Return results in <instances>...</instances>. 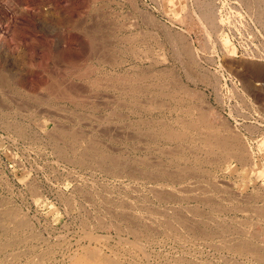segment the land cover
<instances>
[{"label":"rangeland","instance_id":"1","mask_svg":"<svg viewBox=\"0 0 264 264\" xmlns=\"http://www.w3.org/2000/svg\"><path fill=\"white\" fill-rule=\"evenodd\" d=\"M208 133L234 135L244 159L207 148ZM159 210L172 229L149 218ZM89 251L264 264V0H0V264Z\"/></svg>","mask_w":264,"mask_h":264},{"label":"bare ground","instance_id":"2","mask_svg":"<svg viewBox=\"0 0 264 264\" xmlns=\"http://www.w3.org/2000/svg\"><path fill=\"white\" fill-rule=\"evenodd\" d=\"M161 2V1H160ZM196 5V4H195ZM207 5V4H206ZM255 5V4H254ZM203 7V6H202ZM204 8V7H203ZM211 6L208 4V6H206L203 10H202V15H203V17H204V19L206 18V19H208V20H211L210 22H214L215 20H214V18L213 17H216L215 15H212V11H211ZM258 9V8H257ZM261 11V10H260ZM212 12V13H211ZM201 13V12H200ZM259 13V12H258ZM143 14V13H142ZM145 15V14H144ZM182 17V16H181ZM213 20V21H212ZM179 22V21H178ZM216 23V22H215ZM213 24V23H212ZM217 26V25H216ZM182 36V35H181ZM121 37V36H120ZM119 37V38H120ZM134 38V37H133ZM128 42V41H127ZM171 45V44H170ZM114 49V48H113ZM126 49V48H125ZM136 49V48H135ZM208 49V48H207ZM119 51V50H118ZM143 51V50H142ZM107 52V51H106ZM132 52H134V51H132ZM145 52V51H144ZM92 53V52H91ZM124 53V52H123ZM134 54V53H133ZM132 54V55H133ZM136 54V53H135ZM134 54V55H135ZM110 55V54H109ZM138 56V55H137ZM155 56V55H154ZM147 57V56H146ZM109 58V57H108ZM138 58V57H137ZM107 59V58H106ZM147 59V58H146ZM145 59V60H146ZM151 59V58H150ZM134 60H135V58H134ZM193 60V59H192ZM140 62V61H139ZM117 63V62H116ZM121 63V62H120ZM74 68V67H73ZM137 68V67H136ZM87 69V68H86ZM160 69H164V68H160ZM90 70V69H89ZM145 70V69H144ZM193 70V69H192ZM87 72V71H86ZM145 73V72H144ZM149 73V72H148ZM154 73H155V71H154ZM169 73V72H168ZM187 73V72H186ZM116 74V73H115ZM152 73H150L149 74V76L151 75ZM78 75V74H77ZM143 74H141L140 76H142ZM157 75V74H156ZM186 75V74H185ZM2 76V75H1ZM143 76H145V75H143ZM177 76V75H176ZM187 77V76H186ZM6 78V77H5ZM117 78V77H116ZM142 78V77H141ZM100 79V78H99ZM111 79V78H110ZM136 79V78H135ZM9 80V79H8ZM5 81V83L7 82L6 80H4ZM124 81V80H123ZM160 81V80H159ZM10 82V81H9ZM99 83V82H98ZM109 83V82H108ZM107 83V84H108ZM112 83V82H111ZM156 83V82H155ZM4 84V83H3ZM59 84V83H58ZM105 84V83H104ZM103 84V85H104ZM150 84V83H149ZM93 85H94V83H93ZM138 85V84H137ZM160 85H162V84H160ZM142 86V85H141ZM152 86H153V84H152ZM157 86V85H156ZM188 87V86H187ZM70 88V87H69ZM135 88V87H134ZM162 88H165V85H164V87H162ZM180 88V87H179ZM12 89V88H11ZM129 89V88H128ZM189 89H191V88H189ZM134 90V89H133ZM49 91V90H48ZM61 91V90H60ZM78 91V90H77ZM67 92V91H66ZM160 93H161V91H159ZM54 93V92H53ZM183 93V92H182ZM173 94H175V93H173ZM32 95V94H31ZM167 95V94H166ZM171 95V94H170ZM68 96V95H67ZM169 96V95H168ZM79 97V96H78ZM105 97V96H104ZM149 99V98H148ZM147 99V100H148ZM34 100H35V98H34ZM67 100V99H66ZM113 100H115V99H113ZM122 100V99H121ZM120 100V101H121ZM36 101H39V99L38 100H36ZM159 102V101H158ZM123 103V102H122ZM125 103V102H124ZM119 104H120V102H119ZM168 104V103H167ZM82 105V104H81ZM146 105V104H145ZM48 106V105H47ZM85 106V105H84ZM77 107V106H76ZM154 108V107H153ZM181 108V107H180ZM199 108V107H198ZM206 108V107H205ZM184 109V108H183ZM71 110V109H70ZM174 110V109H173ZM114 111V110H113ZM123 111V110H122ZM143 111V110H142ZM147 111V110H146ZM189 112H190V110H188ZM186 112V111H185ZM112 113H114V112H112ZM9 114V113H8ZM89 114V113H88ZM87 114V115H88ZM114 114H116L117 115V113H114ZM204 114V113H203ZM207 114V113H206ZM103 115V114H102ZM205 115V114H204ZM208 115V114H207ZM32 116V115H31ZM92 116V115H91ZM96 116V115H95ZM111 116V115H110ZM110 116H109V118H110ZM126 116H128V115H126ZM125 116V117H126ZM148 116V115H147ZM156 116V115H155ZM199 116H201V115H199ZM205 117V116H204ZM68 118H69V116H68ZM198 116H197V119H196V122L197 121H199L198 120ZM153 119V118H152ZM157 119V118H156ZM59 120V119H58ZM75 120V119H74ZM110 120V119H109ZM133 120V119H132ZM154 120V119H153ZM152 120V121H153ZM177 120V119H176ZM180 120V119H179ZM178 120V121H179ZM185 119L183 118V121H184ZM187 120V119H186ZM185 120V121H186ZM193 120H195V119H193ZM201 120H204L203 118L201 119ZM146 121V120H145ZM149 121V120H148ZM184 121V122H185ZM75 122V121H74ZM80 122V121H79ZM84 122H86V121H84ZM142 122V121H141ZM159 122V121H158ZM180 122H181V120H180ZM188 122V121H187ZM204 122V121H203ZM39 123V122H38ZM144 123V122H143ZM164 123V122H163ZM176 123V122H175ZM190 123H192V122H190ZM221 123V122H220ZM10 124V123H9ZM41 124V123H40ZM61 124V123H60ZM106 124V123H105ZM104 124V125H105ZM128 124V123H127ZM165 124V123H164ZM186 124V123H185ZM198 124V123H197ZM202 125L201 126H203V125H205V124H203V123H201ZM58 125V124H57ZM97 125V124H96ZM95 125V126H96ZM188 125V124H187ZM187 125H185L186 126V128H188L187 127ZM189 125H191V124H189ZM192 125H193V123H192ZM191 125V127L193 128L194 127V125L192 126ZM199 125V124H198ZM197 125V126H198ZM123 126V125H122ZM200 126V125H199ZM73 127V126H72ZM98 127V126H97ZM190 127V128H191ZM207 127V126H206ZM19 128V127H18ZM99 128V127H98ZM122 128V127H121ZM173 128V127H172ZM191 128V129H192ZM195 128V127H194ZM208 128V127H207ZM206 128V129H207ZM212 128V127H211ZM63 129V128H62ZM84 129V128H83ZM107 129V128H106ZM157 129V128H156ZM167 129V128H166ZM189 129V128H188ZM202 128H200V132L203 130V129H205V128H203L202 130H201ZM195 130H197V128L195 129ZM25 131V130H24ZM158 131V130H157ZM204 131V130H203ZM208 131H211V130H207V132ZM63 134H61V136H64V138L66 139V137H68V139H76V135L74 134V130H73V133H71V132H69V131H66V130H62L61 131ZM82 132V131H81ZM141 132V131H140ZM159 132H160V134H161V136L163 135V137H165V138H168V139H170V140H175V139H181L182 137H185V133L186 132H184L183 130L181 131V130H175V129H170V130H159ZM193 132V131H192ZM195 132V131H194ZM196 132H198V131H196ZM213 132V131H212ZM202 133H204V132H202ZM59 134V133H58ZM137 134V133H136ZM192 134V133H191ZM213 134V133H212ZM51 135V134H50ZM78 135V134H77ZM149 135V134H148ZM194 135V134H193ZM25 136V135H24ZM30 136V135H29ZM83 136V135H82ZM103 136V135H102ZM132 136V135H131ZM134 136V135H133ZM132 136V137H133ZM150 136V135H149ZM160 136V135H159ZM199 137L200 136V133H199V135L197 134L196 135V137ZM236 136V135H235ZM210 137H212V138H210ZM231 137H233V138H229L227 135H226V137L225 136H222L221 135V138L218 136V135H213V136H211L209 133H208V135L206 136V134L204 135V134H202L201 135V137L200 138H202V139H205V141H206V143H208V142H210V143H212L211 141L212 140H214V142H216V143H214V144H211V145H209L210 143H208L207 145H205V146H207V148L209 147V149L211 150H213V149H215V148H219V149H223V148H227L228 150H229V152H231V154L234 156V157H237V158H239V159H244V157H245V153H244V151H243V148H241L240 147V144H239V141H237V138L236 137H234V135L233 136H231ZM56 138V137H55ZM63 138V139H64ZM135 138V137H134ZM194 138H195V135H194ZM58 139V138H57ZM62 139V140H63ZM78 139V138H77ZM92 139V138H91ZM111 139V138H110ZM113 139V138H112ZM184 139V138H183ZM96 140H97V138H96ZM156 140V139H155ZM50 141V140H49ZM111 141V140H110ZM204 141V140H203ZM63 142H64V140H63ZM104 142V141H103ZM122 142V141H121ZM165 142V141H164ZM181 142V141H180ZM58 143V142H57ZM66 143V142H65ZM64 143V144H65ZM76 143V142H75ZM81 143V142H80ZM79 144V143H78ZM175 144V143H174ZM184 144V143H183ZM195 144V143H194ZM205 144V143H204ZM52 145V144H51ZM58 145V144H57ZM71 145V144H70ZM89 149L91 150V151H97L98 150V146H92V144H90L89 143ZM93 145H94V143H93ZM127 145V144H126ZM177 145H178V143H177ZM216 145H218V146H216ZM169 146V145H168ZM176 146V145H175ZM184 146V145H183ZM187 146V145H186ZM190 146V145H189ZM195 146H196V144H195ZM197 146H198V144H197ZM58 147V146H57ZM142 147V146H141ZM188 147V146H187ZM202 147V146H201ZM62 147H60V149H61ZM66 148V147H65ZM87 148V147H86ZM174 148H176V147H174ZM110 149V148H109ZM150 149V148H149ZM171 149V148H170ZM177 149V148H176ZM190 149V148H189ZM192 149V148H191ZM195 149H196V147H195ZM195 149H193V150H195ZM59 150V149H58ZM62 150V149H61ZM76 150V149H75ZM112 150V149H111ZM115 150H117V149H115ZM161 150V149H160ZM163 150V149H162ZM169 150V149H168ZM173 150V149H172ZM178 150V149H177ZM182 150V149H181ZM248 150V149H247ZM99 152H95V153H92V154H90V155H87V156H94V157H97V158H99L97 161H100L99 162V164L101 165V166H106L105 168H107V164H112V163H114V164H117L118 162H117V160H116V158H114L113 156L111 157V155L109 156V155H107L106 153H104L103 151H100V150H98ZM108 151V150H107ZM157 151V150H156ZM171 151V150H170ZM197 151V150H196ZM246 151V150H245ZM251 151V150H250ZM61 152V151H60ZM84 153H85V151H83ZM83 152L81 153V154H83ZM87 152V151H86ZM123 152V151H122ZM176 152V151H175ZM179 152V151H178ZM181 152V151H180ZM193 152V151H192ZM206 152V151H205ZM64 153H67V152H64ZM194 153V152H193ZM80 154V155H81ZM88 154H89V152H88ZM174 154V153H173ZM182 155H184V154H182ZM181 155V156H182ZM186 155V154H185ZM249 155V154H248ZM247 155V156H248ZM61 156V155H60ZM84 156V159H85V155H83ZM150 156H152V155H150ZM189 156V155H188ZM62 157V156H61ZM82 157V156H81ZM184 157V156H183ZM195 157H196V155H195ZM194 157V158H195ZM66 158V157H65ZM68 158V157H67ZM139 158V157H138ZM188 158V157H187ZM187 158H186V161H187ZM79 158H77V160H78ZM143 159V158H142ZM145 159V158H144ZM152 158H150V160H151ZM66 160V159H65ZM69 160H71V159H69ZM81 160V159H80ZM173 160V159H172ZM181 160V159H180ZM189 160V159H188ZM73 161H74V159H73ZM145 161V160H144ZM144 161L142 160V162L144 163ZM149 161V160H148ZM161 161V160H160ZM171 161V160H170ZM199 161V160H198ZM210 161V160H209ZM80 162V161H79ZM141 162V163H142ZM146 163V162H145ZM144 163V164H145ZM148 163H150V161L148 162ZM147 163V164H148ZM178 163V162H177ZM83 164V163H82ZM87 164V163H86ZM85 164V165H86ZM114 164H112V167L113 166H117V165H114ZM119 164V163H118ZM154 164V163H153ZM88 165V164H87ZM121 165H122V163H121ZM92 166V165H91ZM123 166V165H122ZM186 166V165H185ZM184 166V167H185ZM131 167V166H130ZM195 167V166H194ZM126 168V167H125ZM179 168V167H178ZM182 168V169H181ZM108 169H110V166H109V168ZM152 169V168H151ZM180 169L181 170H183L184 171V174H186L185 172H188V170H187V168L185 167V168H183V167H180ZM189 169V168H188ZM190 169H192L191 167H190ZM189 169V170H190ZM159 170V169H158ZM165 170V169H164ZM175 170V169H174ZM107 171V170H106ZM122 171V170H121ZM120 171V172H121ZM166 171V170H165ZM104 172V171H103ZM118 172V171H117ZM116 172V173H117ZM140 172V171H139ZM142 172V171H141ZM157 172H159V171H157ZM193 172V171H192ZM127 173V172H126ZM163 173V172H162ZM181 173V172H180ZM191 173V172H190ZM195 173V172H194ZM172 174V173H171ZM209 174V173H208ZM118 175H119V173H118ZM147 175V174H146ZM150 175V174H149ZM181 175V174H180ZM183 175V174H182ZM189 176H190V174H188ZM198 175V174H197ZM124 176V175H123ZM157 176V175H156ZM171 176V175H170ZM179 176V175H178ZM184 176V175H183ZM127 177V176H126ZM148 177V176H147ZM146 177V178H147ZM151 178V177H150ZM149 178V179H150ZM156 178V177H155ZM159 178V177H158ZM171 178V177H170ZM152 179V178H151ZM162 179H165V178H163L162 177ZM169 179V178H168ZM184 179V178H183ZM209 179V178H208ZM141 180V179H140ZM158 180V179H157ZM172 180V179H171ZM182 180V179H181ZM177 181V180H176ZM179 181V180H178ZM191 181V180H190ZM214 181V180H213ZM214 183V182H213ZM162 184H164V183H162ZM189 184V183H188ZM216 184V183H215ZM224 184H225V182H224ZM97 185V184H96ZM165 185V184H164ZM231 185V184H230ZM158 186H159V184H158ZM157 186V187H158ZM163 186V185H162ZM199 186H201V185H199ZM198 186V187H199ZM221 186V185H220ZM219 186V187H220ZM223 186V185H222ZM75 187H76V185H75ZM185 187V186H184ZM183 187V188H184ZM205 187V186H204ZM77 188V187H76ZM154 188V187H153ZM159 189V188H158ZM162 189V188H161ZM167 189V188H166ZM185 189V188H184ZM231 189V188H230ZM160 190V189H159ZM188 190V189H187ZM196 190V189H195ZM223 190V189H222ZM189 191V190H188ZM199 191V190H198ZM155 192V191H154ZM196 192H197V190H196ZM200 192V191H199ZM202 192V191H201ZM228 192V191H227ZM84 193V192H83ZM126 193V192H125ZM158 193V192H157ZM175 193V192H174ZM188 193V192H187ZM238 194V193H237ZM202 195H203V193H202ZM157 196V195H156ZM164 196V195H163ZM176 196V195H175ZM185 195H183V197H184ZM187 196V195H186ZM185 196V197H186ZM190 196V195H189ZM205 195H203V196H201L202 198L204 197ZM88 197V196H87ZM133 197V196H132ZM160 197H161V195H160ZM166 197V196H165ZM233 197V196H232ZM251 197V196H250ZM137 198V197H136ZM182 198V197H181ZM187 198H188V196H187ZM201 198V199H202ZM207 198V197H206ZM205 198V200H207ZM209 198V197H208ZM146 199V198H145ZM153 199V198H152ZM162 199V198H161ZM210 199V198H209ZM208 199V200H209ZM114 200V199H113ZM204 200V199H203ZM219 200V199H218ZM106 201V200H105ZM109 201V200H108ZM71 202V201H70ZM117 202V201H116ZM229 202V201H228ZM139 203V202H138ZM124 204V203H123ZM123 204H122V206H123ZM132 205V204H131ZM106 206V205H105ZM136 206V205H135ZM219 206V205H218ZM195 207H197V206H195ZM139 208V207H138ZM141 208V207H140ZM148 208V207H147ZM181 208V207H180ZM226 208V207H225ZM243 208V207H242ZM241 208V209H242ZM9 209V208H8ZM149 209V208H148ZM148 209H147V211H148ZM156 209V208H155ZM255 209V208H254ZM89 210V209H88ZM87 210V211H88ZM154 210V209H153ZM86 211V212H87ZM146 211V210H145ZM151 211V209H149V212ZM172 211V210H171ZM193 211V210H192ZM252 211V210H251ZM159 212H160V210H159ZM176 212H178V211H176ZM195 212V211H194ZM203 212H205V211H203ZM162 213H163V217H160L159 216V214H161V212L160 213H158V212H156V214L154 215V216H151V217H149V218H151V219H154V220H156V219H158V220H162L163 222H164V224L170 229H172L173 227H174V223L173 222H170V218H169V220L168 219H166V218H164V215L165 214H169L168 212H163L162 211ZM198 213V212H197ZM234 213V212H233ZM175 214V213H174ZM107 215V214H106ZM145 215V214H144ZM162 215V214H161ZM173 215V214H172ZM14 215H12V217H13ZM16 216V215H15ZM127 216V215H126ZM185 215H183V217H184ZM209 216V215H208ZM99 217V216H98ZM138 217H140V216H138ZM174 217V216H173ZM177 217V216H176ZM211 217V216H210ZM16 218V217H15ZM96 218V217H95ZM115 218V217H114ZM141 218V217H140ZM101 219V218H100ZM128 219V218H127ZM180 219V220H179ZM177 218L176 220H177V222L176 223H178V224H183L184 225V222L186 221V220H184L183 218H182V220H181V218ZM196 219H197V217H196ZM24 220V219H23ZM104 220V219H103ZM153 220V221H154ZM183 220H184V222H183ZM200 220V219H199ZM202 220V219H201ZM146 221V220H145ZM189 221V220H188ZM194 221V220H193ZM21 222V221H20ZM157 222V221H156ZM23 223V222H22ZM21 223V224H22ZM147 223V222H146ZM150 223V222H149ZM162 223V222H161ZM187 223V222H186ZM190 223V222H189ZM198 223V222H197ZM193 224V223H192ZM192 224H191V227H192ZM126 225H127V223H126ZM149 225V224H148ZM150 225H151V223H150ZM164 225V226H165ZM108 226V225H107ZM115 226V225H114ZM137 226V225H136ZM143 226V225H142ZM145 226V225H144ZM152 226V225H151ZM165 226V227H166ZM186 226H188V225H186ZM186 226H184V227H186ZM147 227V226H146ZM189 228H191L190 226H188ZM196 227V226H195ZM193 228V227H192ZM126 229V228H125ZM135 229V228H134ZM175 229H177V228H175ZM139 230V229H138ZM170 231V230H169ZM241 231H242V229H241ZM121 232V231H120ZM135 232V231H134ZM142 232V231H141ZM205 232V231H204ZM169 233V232H168ZM173 233V232H172ZM236 233V232H235ZM193 234H194V232H193ZM88 235V234H87ZM212 235V234H211ZM214 235V234H213ZM15 236V235H14ZM97 236V235H96ZM148 237V236H147ZM34 238H35V236H34ZM59 238V237H58ZM100 238V237H99ZM102 238V237H101ZM129 240V239H128ZM130 244V243H129ZM239 244V243H238ZM246 244V243H245ZM139 245V244H138ZM221 245V244H220ZM233 245V244H232ZM237 245V244H236ZM240 245V244H239ZM133 246V245H132ZM250 246V245H249ZM83 247V246H82ZM139 247V246H138ZM229 247V246H228ZM236 247V246H235ZM239 247V246H238ZM247 247V246H246ZM245 247V248H246ZM141 248V247H140ZM217 248V247H216ZM241 248H243V246L241 247ZM253 248V247H252ZM248 251V250H247ZM24 252V251H23ZM111 252V251H110ZM252 252V251H251ZM74 253V252H73ZM40 254V253H39ZM118 254V253H117ZM143 254H144V252H143ZM150 254V253H149ZM261 254V253H260ZM72 256V255H71ZM70 256V257H71ZM73 257V256H72ZM159 257V256H158ZM70 259H72V258H70ZM248 259V258H247ZM264 262V261H263ZM72 264H121V262H119V260H115V259H109V258H107V257H103L102 255H100V253H98V252H96V251H89L87 254H85V255H83V256H81L80 258H78V259H76L75 261H73V263Z\"/></svg>","mask_w":264,"mask_h":264}]
</instances>
